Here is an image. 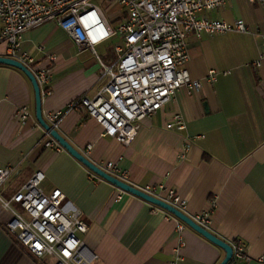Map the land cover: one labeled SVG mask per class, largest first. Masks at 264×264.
Returning <instances> with one entry per match:
<instances>
[{
  "label": "crops",
  "instance_id": "obj_1",
  "mask_svg": "<svg viewBox=\"0 0 264 264\" xmlns=\"http://www.w3.org/2000/svg\"><path fill=\"white\" fill-rule=\"evenodd\" d=\"M112 6L116 7L112 20L125 21L124 9ZM198 17L227 23L240 20L262 33L264 0H224L222 6ZM103 44L95 47L98 56L97 48ZM187 45V70L201 83L200 89L179 90L159 112L140 123L128 147L103 137L98 124L83 111L66 112L69 103L79 97L91 99L105 82L89 50L79 52L49 21L23 34L20 52L33 60L32 71L49 72L50 82L41 94L42 115L63 114L56 131L75 150L94 165L116 163L136 189L153 185L174 191L185 202L187 217L209 213L207 231L228 245L243 244L249 261L234 264H264L258 261L264 256V66H250L264 47L259 37L236 33L212 37L191 33ZM0 57H6L4 44ZM100 59L110 65L115 59L113 48L111 57ZM209 71L218 73L214 81L208 79ZM21 108L29 114L24 122L15 114ZM175 114L183 118L182 131L166 129ZM49 141L35 118L29 80L19 70L0 65V168L13 169L2 196L9 198L34 172H42L43 188L62 192L65 211L82 213L87 231L79 238L97 257L91 264H171L177 247L175 219L94 178L61 147H46ZM9 218L0 210V264H54L51 258L37 260L8 235L4 225ZM181 237L179 264L223 260L220 248L189 227Z\"/></svg>",
  "mask_w": 264,
  "mask_h": 264
},
{
  "label": "built area",
  "instance_id": "obj_2",
  "mask_svg": "<svg viewBox=\"0 0 264 264\" xmlns=\"http://www.w3.org/2000/svg\"><path fill=\"white\" fill-rule=\"evenodd\" d=\"M92 1L0 0V44L6 47V58L20 62L32 71L33 60L28 53L20 52L22 36L52 21L79 52L89 50L99 65V76L105 78V82L91 99L79 97L69 103L66 112L83 111L98 124L103 137L113 138L124 147L134 140L140 123L159 112L179 90L193 93L200 89L201 83L187 70L189 34L212 37L236 33L259 37L264 47V31L252 30L240 20L227 23L198 17L201 12L222 6L224 0H104L109 5L122 7L126 13L125 21L116 27L110 25L101 8ZM112 39L117 40L113 47L115 59L110 65H105L95 47ZM250 66H264V53H259ZM32 73L42 94L50 82L49 72L38 70ZM217 75L216 71H209L207 76L214 81ZM15 114L21 122L29 118L26 108L18 109ZM62 116V113L49 114L44 120L56 130ZM184 127L179 114L173 115L166 124L167 130L182 131ZM45 146L60 149L52 139ZM187 150L188 147L184 149ZM184 156L182 154L181 158ZM95 166L128 184L127 173L121 171L116 163L105 162ZM12 174V168H0V210L10 217L4 225L8 235L37 260L51 258L54 264H91L97 257L79 238L87 231L82 213L78 210L66 212L64 195L59 189L47 192L43 188L45 175L39 171L34 172L9 198H4L2 189ZM90 175L100 179L91 172ZM139 190L183 213L185 202L174 191L153 185ZM168 215L177 223V247L171 264H179V251L184 246L181 233L186 225ZM209 219V213H201L192 221L208 230ZM230 246L232 256L228 264L249 261L240 241ZM258 261L264 262V256Z\"/></svg>",
  "mask_w": 264,
  "mask_h": 264
},
{
  "label": "water",
  "instance_id": "obj_3",
  "mask_svg": "<svg viewBox=\"0 0 264 264\" xmlns=\"http://www.w3.org/2000/svg\"><path fill=\"white\" fill-rule=\"evenodd\" d=\"M0 65L9 66L12 68H15L22 72L25 77L29 80L33 93H34V110H35V118L37 123L40 125V127L46 132V134L55 141L62 149H64L72 158H74L76 161H78L80 164H82L88 171L99 177L100 179L106 181L110 185L116 187L117 189L128 193L134 197H137L146 203H149L151 205H154L167 213L174 216L176 219H178L180 222H182L184 225L192 229L194 232L202 236L204 239L212 243L213 245L217 246L224 252V258L220 262V264H228L231 256H232V249L231 246L225 243L224 241L218 239L214 235H212L209 231L201 228L196 223L192 221L189 217H187L184 213L178 211L174 207L154 198L151 197L144 192L140 191L139 189H136L132 187L129 184L123 183L119 181L118 179L106 174L99 168H97L93 163H91L86 157H84L81 153H79L77 150H75L63 137H61L58 132L50 127L44 120L42 115V95L40 88L37 84V81L32 73L27 67H25L20 62L6 58V57H0Z\"/></svg>",
  "mask_w": 264,
  "mask_h": 264
},
{
  "label": "rangeland",
  "instance_id": "obj_4",
  "mask_svg": "<svg viewBox=\"0 0 264 264\" xmlns=\"http://www.w3.org/2000/svg\"><path fill=\"white\" fill-rule=\"evenodd\" d=\"M92 2L101 8L106 19L110 22V25L116 27L118 22L112 20L116 7L109 5V3L104 0H93ZM115 43H117V40L112 39L97 48V52L103 60L107 57H111V51Z\"/></svg>",
  "mask_w": 264,
  "mask_h": 264
},
{
  "label": "trees",
  "instance_id": "obj_5",
  "mask_svg": "<svg viewBox=\"0 0 264 264\" xmlns=\"http://www.w3.org/2000/svg\"><path fill=\"white\" fill-rule=\"evenodd\" d=\"M231 264H234V262H232Z\"/></svg>",
  "mask_w": 264,
  "mask_h": 264
}]
</instances>
